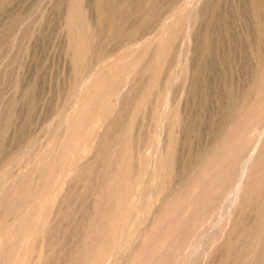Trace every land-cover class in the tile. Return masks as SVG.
I'll return each mask as SVG.
<instances>
[{
	"label": "rangeland",
	"instance_id": "obj_1",
	"mask_svg": "<svg viewBox=\"0 0 264 264\" xmlns=\"http://www.w3.org/2000/svg\"><path fill=\"white\" fill-rule=\"evenodd\" d=\"M261 1L0 0V264H264Z\"/></svg>",
	"mask_w": 264,
	"mask_h": 264
},
{
	"label": "bare ground",
	"instance_id": "obj_2",
	"mask_svg": "<svg viewBox=\"0 0 264 264\" xmlns=\"http://www.w3.org/2000/svg\"><path fill=\"white\" fill-rule=\"evenodd\" d=\"M257 1H258V0H257ZM75 2L77 3V1H75ZM261 2H263V0H262ZM258 4H259V3H258ZM79 5H80V4H79ZM255 6H256V5H255ZM76 7H77V6H76ZM67 11H68V10H67ZM78 14H79V13H78ZM79 15H80V14H79ZM108 15H109V10L106 12V17H107ZM74 16H75V15H74ZM75 17H76V16H75ZM108 19H109V18H108ZM122 19H123V18H122ZM69 22H70V21H69ZM74 22H75V21H74ZM169 22H170V21H169ZM105 23H106V22H105ZM260 23H261V22H260ZM102 24H104V22H102ZM214 24H215V23H214ZM262 24H263V23H262ZM91 25H92V24H91ZM263 25H264V24H263ZM108 27H109V29H111V30L114 31V29H117V30H118V29H121L122 25H121V23L119 22V23H117V24L115 23V25H114V24H111V25H109ZM111 27H112V28L115 27V28L112 29ZM261 27H262V26H261ZM91 28H92V27H91ZM262 29H263V28H262ZM70 30H71V29H70ZM227 30H228V29H227ZM73 32H74V31H73ZM85 32L88 33V30L85 31ZM116 32H117V31H116ZM261 32H262V31H261ZM71 33H72V32H71ZM87 33H86V34H87ZM71 35H73V34H71ZM87 35H89V34H87ZM210 41H211V40H210ZM212 45H213V43H212ZM79 49H80V48H79ZM209 49H210V46L208 45V47H207L206 50H209ZM73 50H74V49H73ZM213 50H214V49H213ZM154 51H155V50H154ZM82 52H83V51H82ZM167 54H168V53H167ZM167 54H166V55H167ZM156 55H157V54H156ZM228 56H229V55H228ZM231 56H232V55H231ZM76 59H77V58H76ZM150 60H151V59H150ZM155 60H156V59H155ZM146 61H147V60H146ZM148 61H149V59H148ZM153 61H154V60H153ZM150 62H151V61H150ZM145 63H147V62H145ZM151 63H152V62H151ZM144 65H145V64H144ZM153 68H154V67H153ZM198 69H199V68H198ZM163 70H164V69H163ZM119 72H120V71H119ZM157 73H158V72H157ZM157 73H156V74H157ZM163 73H164V72H163ZM196 73H197V72H196ZM161 76H163V75H161ZM108 77H109V76H108ZM119 78H120V77H119ZM123 78H124V77H123ZM123 78H122V79H123ZM127 78H128V77H127ZM157 80H158V79H157ZM122 81H123V80H122ZM160 82H161V81H160ZM160 82H159V83H160ZM104 83H105V82H104ZM104 83H103V84H104ZM124 83H125V82H123V85H124ZM110 85H111V84H110ZM227 85H228V84H227ZM155 86H156V85H155ZM159 86H160V85H159ZM101 87H102V86H101ZM108 87H109V86H108ZM115 87H116V86H115ZM208 87H210V86L208 85ZM227 87H229V85H228ZM154 88H155V87H154ZM100 89H101V88H100ZM104 89H106V88H104ZM114 89H115V88H114ZM156 89H157V88H156ZM228 89H229V88H228ZM154 90H155V89H154ZM154 90H153V91H154ZM226 90H227V88H226ZM103 91H104V90H103ZM114 92H115V91H114ZM114 92H112V93H114ZM206 92H207V89H206ZM193 94H195V93H193ZM197 94H198V93H197ZM227 94H228V93H226V96H227ZM236 94H237V93H236ZM101 96H102V95H101ZM31 97H32V96H31ZM31 97H30V98H31ZM140 97H141V96H140ZM192 97H193V96H192ZM234 97H235L234 94L230 91V93H229V101H230V102H228V103H229L228 105H229L230 108H231V106H232V104H233ZM32 98H34V97H32ZM153 98H154V97H153ZM153 98H152V99H153ZM195 98H196V97H195ZM235 99H236V98H235ZM31 100H32V99H31ZM132 100H133V99H132ZM111 101H112V99H111ZM152 101H153V100H152ZM33 102H34V101H33ZM168 102H169V101H168ZM236 102H237V101H236ZM165 103H166V102H165ZM224 103H226V102H224ZM168 104H169V103H168ZM129 105H130V104H129ZM132 105H133V104H132ZM140 105H141V104H140ZM143 105H144V104H143ZM226 105H227V104H224V109H225V106H226ZM228 105H227V106H228ZM82 107H83V106H82ZM203 107H204V103H203ZM201 108H202V107H201ZM129 109H130V108H129ZM224 109H223V110H224ZM79 110H80V109H79ZM82 110H83V109H82ZM104 110H105V109H104ZM170 110H171V109H170ZM225 110H227V109H225ZM228 111H229V109H228ZM80 112H81V111H80ZM163 112H166V111H163ZM220 112H221V111H220ZM224 112H225V111H224ZM166 113H167V112H166ZM226 113H227V112H226ZM228 113H229V112H228ZM176 114H177V113H176ZM165 115H166V114H165ZM165 115H164V116H165ZM167 115L169 116V114H167ZM171 115H172V114H171ZM173 115H175V114H173ZM177 115H178V114H177ZM225 115H226V114H225ZM166 117H167V116H166ZM172 117H173V116H172ZM178 117H179V116H178ZM181 117H182V116H181ZM185 117H186V116H185ZM167 118H168V117H167ZM77 119H78V118H77ZM126 119H127V118H126ZM175 119H176V117H175ZM177 119H179V118H177ZM181 119H182V118H181ZM187 119L189 120V118H187ZM79 120H80V119H79ZM121 121H122V120H121ZM161 121H162V120H161ZM165 121H166V120H165ZM72 122H73V121H72ZM72 122H71V123H72ZM126 122H127V121H126ZM129 122H130V121H129ZM182 122L184 123L183 120H182ZM182 122H181V123H182ZM121 123H122V122H121ZM189 123H191V122H189ZM69 124H70V123H69ZM96 124H97V123H96ZM163 124H164V123H163ZM185 124H187V123H185ZM193 124H194V123H193ZM6 125H7V124H6ZM6 125H5V126H6ZM80 125H81V124H80ZM133 125H134V124H133ZM194 125H195V124H194ZM75 126H76V125H75ZM134 126H135V125H134ZM189 126H190V125H189ZM198 126H199V125H198ZM125 127H126V126H125ZM185 127H186V126H185ZM191 127H193V125H191ZM194 127L196 128V126H194ZM126 128H127V127H126ZM198 128H199V127H198ZM67 129H68V127H67ZM70 130H71V129H70ZM73 130H75V129H73ZM77 130H78V129H77ZM194 130H196V129H194ZM238 130H239V129H238ZM66 131H67V130H66ZM197 131H198V130H197ZM119 132H121V131H119ZM198 132H199V131H198ZM4 134H5V133H4ZM117 134H118V132H117ZM119 134H120V133H119ZM69 135H70V134H69ZM75 135H76V134H75ZM123 135H124V134H123ZM127 135H128V134H127ZM1 136H2V134H1ZM70 136H71V135H70ZM85 136H86V135H85ZM141 136H142V135H141ZM141 136H140V138H141ZM261 136H262V134H261ZM117 137H118V136H117ZM120 137H122V136H120ZM0 138H1V137H0ZM2 138H4V137H2ZM128 138H129V137H128ZM66 139H69V140H70V138H66ZM81 139H82V138H81ZM86 139H87V137H86ZM2 140H4V139H2ZM84 140H85V138H84ZM123 140H124V138H123ZM127 140H128V139H127ZM127 140H126V141H127ZM131 140H132V139H131ZM136 140H137V139H136ZM259 140H260V137H259V138L257 139V141L255 142L256 147H258V141H259ZM63 141H65V139H64ZM115 141H116V140H115ZM118 141H119V140H118ZM118 141H116V142H118ZM128 141H129V140H128ZM67 142H70V141H67ZM67 142H66V143H67ZM123 142H124V141H123ZM62 143H63V142H62ZM66 143H65V144H66ZM69 144H70V143H69ZM122 144H123V143H122ZM126 144H127V143H126ZM133 144H134V141H133V143H132V146H134ZM135 144H136V143H135ZM109 145H110V144H109ZM59 146H60V145H59ZM63 146H64V145H62V147H63ZM126 146H127V145H126ZM4 147H5V146H4ZM48 147H49V146H48ZM121 147H123V146H121ZM116 148H117V147H116ZM123 148H124V147H123ZM55 149H56V148H55ZM63 149H64V148H63ZM109 149H110V147H109ZM121 149H122V148H121ZM134 149H135V148H134ZM0 150H2V149H0ZM67 150H68V149H67ZM72 150H73V149H72ZM44 151H45V150H44ZM114 151H115V150H114ZM123 151H124V150H123ZM62 152H63V150H62ZM62 152H61V153H62ZM116 152H117V150H116ZM116 152H114V153H116ZM119 152H120V151H119ZM124 152H125V151H124ZM124 152H122V153L125 154ZM2 153H3V152H2ZM42 153H43V152H42ZM64 153H65V152H64ZM53 154H54V153H53ZM254 154H255V151H254V150H253V151L251 150V151L247 154L248 156H247V157L245 158V160L243 161V166H241V168H242V170H241V174H240V176H239V178H238L236 184L234 185V189H231V190H234L233 192L236 193L237 190L241 187L240 185H241V183H242V179H243V177H244V175H245V173H246L248 163L251 161V159H252V157H253ZM3 155H5V154H3ZM60 155H61V154H60ZM121 155H122V154H121ZM161 155H162V154H161ZM46 156H47V155H46ZM46 156L44 157V159L46 158ZM61 157H62V155H61ZM125 157H126V156H125ZM47 158H48V157H47ZM47 158H46V159H47ZM114 159H115V158H114ZM127 159H128V157H127ZM164 159H165V157H164ZM54 161H55V160H54ZM115 161H116V159H115ZM45 162H46V161H45ZM121 162H122V161H121ZM123 162H124V161H123ZM125 162H126V161H125ZM56 163H59V161H58V162L56 161ZM117 163H118V162H117ZM129 163H130V161H129ZM107 164H108V163H107ZM126 164H127V163H126ZM124 165H125V164H124ZM116 166H117V165H116ZM133 166H134V165H133ZM108 168H110V167H108ZM108 168H107V169H108ZM111 168H112V167H111ZM125 168H126V167H125ZM129 168H130V167H129ZM118 169H119V168H118ZM118 169H117V172H118ZM115 170H116V168H115ZM132 170H133V167H132ZM174 170H176V169H174ZM108 171H109V170H108ZM133 171H134V170H133ZM135 171H137V170H135ZM160 171H161V170H160ZM115 172H116V171H115ZM123 172H124V174H126L127 170H123ZM112 173H113V172H111V174H112ZM134 173H135V172H134ZM21 174H22V173H21ZM114 174H117V173H114ZM156 174H157V173H156ZM117 175H118V174H117ZM117 175H116V176H117ZM130 175H131V174H130ZM160 175H161V173H160ZM169 175H170V174H169ZM18 176H19V175H18ZM23 176H24V175H23ZM112 176H113V174H112ZM161 176H162V175H161ZM21 177H22V176H21ZM30 177H31V176H30ZM109 177H110V176H109ZM113 177H114V176H113ZM132 177H133V176H132ZM132 177H131V178H132ZM162 178H163V176H162ZM14 179H15V178H14ZM18 179H19V178H18ZM47 179H48V178H47ZM115 179H116V177H115ZM118 179L120 180V177H118ZM121 179H122V177H121ZM15 180H16V179H15ZM19 180H20V179H19ZM119 180H118V181H119ZM122 180H123V179H122ZM122 180H121V181H122ZM131 180H132V179H131ZM131 180H130V181H131ZM13 181H14V180H13ZM41 181H42V180H41ZM116 181H117V180H116ZM118 181H117L116 183H118ZM22 182H23V181H22ZM27 182H28V181H27ZM46 182H47V180H46ZM48 182H49V181H48ZM56 182H57V181H56ZM5 183H6V182H5ZM7 183H8V182H7ZM7 183H6V184H7ZM19 183H20V182H19ZM28 183H31V182H28ZM90 183H91V182H90ZM3 184H4V183H3ZM24 184H25V183H24ZM86 184H87V183H86ZM106 184H108V183H106ZM242 184H243V183H242ZM22 185H23V184H22ZM28 185H29V184H28ZM35 185H36V184H35ZM87 185H90V184L88 183ZM3 186H5V185H3ZM20 186H21V185H20ZM20 186H19V187H20ZM45 186H47V185H45ZM48 186H49V185H48ZM104 186H105V185H104ZM106 186H107V185H106ZM108 186H109V185H108ZM127 186H128V185H127ZM242 186H243V185H242ZM10 187H11V186H10ZM10 187H9V189H10ZM23 187H26V185H24ZM23 187H22V188H23ZM40 187H41V186H40ZM40 187H39V188H40ZM52 187H53V186H52ZM123 187H124V186H123ZM29 188H30V187H29ZM39 188H38V189H39ZM114 188H115V187H114ZM120 188H121V187H120ZM120 188H118V189L120 190ZM242 188H243V187H242ZM242 188H241V189H242ZM4 189H6V187H4ZM4 189H3V190H4ZM7 189H8V188H7ZM9 189H8V190H9ZM11 189H12V188H11ZM13 189H14V188H13ZM27 189H28V188H26V190H27ZM86 189H87V188H86ZM118 189H117L116 191L119 192ZM125 189L127 190V188H125ZM125 189H124V190H125ZM130 189H131V188H130ZM241 189H240V190H241ZM0 190H1V189H0ZM28 190H29V189H28ZM28 190H27V191H28ZM47 190H48V189H47ZM121 190H122V189H121ZM1 191H2V190H1ZM1 191H0V192H1ZM6 191H7V190H6ZM33 191H34V190H33ZM37 191H38V190H37ZM113 191H114V190H113ZM113 191H112L111 193H113ZM122 191H123V190H122ZM2 192H3V191H2ZM94 192H95V191H94ZM129 192H130V191H129ZM32 193H33V192H32ZM100 193H101V192H100ZM106 193H107V192H106ZM127 193H128V192H127ZM2 194H3V193H2ZM30 194H31V193H30ZM96 194H97V193H96ZM108 194H110V191H109ZM114 194H115V192H114ZM121 194H122V192H121ZM111 195H112V194H111ZM115 195H116V194H115ZM235 195H236V194H235ZM107 196H108V195H107ZM112 196H114V195H112ZM118 196H119V195H118ZM120 196H121V195H120ZM122 196H123V195H122ZM122 196H121V197H122ZM126 196H128V195H126ZM232 196L234 197L233 194H232ZM236 196H237V195H236ZM46 197H47V196H46ZM96 198H97V197H96ZM109 198H110V200H112V199H111V198H112L111 196H110ZM114 198H115V197H113V199H114ZM166 198H168V197H166ZM9 199H11V198L9 197ZM104 199H105V198H104ZM115 199H116V198H115ZM115 199H114V201H115ZM235 199H236V197H235ZM235 199H234V201H235ZM14 200H15V199H14ZM16 200H17V199H16ZM107 200H109V199L107 198ZM94 201H95V200H94ZM94 201H93V202H94ZM99 201H100V197H99ZM102 201H103V200H102ZM117 201H118V200H117ZM119 201H122V200H119ZM231 201H232V197H231ZM97 202H98V201H97ZM122 202H124V201H122ZM13 203H14V201H13ZM108 203H109V202H108ZM108 203H107V204H108ZM14 204H15V203H14ZM99 204H100V203H99ZM107 204H106V205H107ZM110 204H111V203H110ZM180 204H181V202H180ZM101 205H102V204H101ZM101 205H100V206H101ZM115 205H116V204H115ZM124 205H125V204H124ZM98 206H99V205H98ZM98 206H97V207H98ZM180 206H181V205H180ZM115 207H116V206H115ZM117 207H118V206H117ZM121 207H122V206H121ZM262 208H263V207H262ZM105 209H106V207H105ZM113 209H114V208H113ZM83 211H85V209H84ZM110 211H111V210H110ZM69 212H70V211H69ZM77 212H78V211H77ZM86 212H87V211H86ZM89 212H90V211H89ZM125 212H126V211H125ZM72 213H73V212H72ZM81 213H82V212H81ZM90 213H91V212H90ZM100 213H101V212H100ZM107 213H108V212H107ZM111 213H112V211H111ZM115 213H116V212H114V214H115ZM77 214H78V213H77ZM97 214H98V213H97ZM125 214H126V213H125ZM74 215H75V213H74ZM74 215H73V216H74ZM80 215H82V214H80ZM87 215H88V214H87ZM70 216H72V215H70ZM88 216H89V215H88ZM92 216H93V215H92ZM105 216H106V215H105ZM111 216H112V215H111ZM120 216L123 217L124 214H122V215H120ZM76 217H77V216H76ZM112 217H113V216H112ZM121 217H120L119 219H121ZM66 218H67V217H66ZM74 218H75V217H74ZM80 218H81V217H80ZM80 218H79V219H80ZM90 218H92V217H90ZM93 218H94V217H93ZM95 218H96V217H95ZM106 218H107V217H106ZM22 219H23V217H22ZM22 219H21V220H22ZM25 219H27V218H25ZM113 219H115V218H113ZM10 220H11V219H10ZM70 220H71V219H70ZM74 220H75V219H74ZM74 220H73V221H74ZM76 220H77V219H76ZM81 220H82V219H81ZM93 220H94V219H93ZM95 220H96V219H95ZM95 220H94V223H92L93 221H92V219H91V221H92L91 223H92V224H95V229H97L96 227H98V225H96L97 223H95ZM105 220H106V221H105V223H106V222H107V219H105ZM115 220H116V219H115ZM18 221H20V220H18ZM23 221H24V220H23ZM79 221H80V220H79ZM83 221H85V220H83ZM97 221H98V220H96V222H97ZM24 222H25V221H24ZM24 222H23L22 225H21V230H22V231H25V230H26V227H27L26 223H24ZM74 222H75V221H74ZM98 222H99V221H98ZM100 222H101V221H100ZM102 222H103V221H102ZM112 222H113V221H112ZM29 223H30V222H29ZM77 223H78V222H77ZM91 223H90V224H91ZM18 224H19V222L17 223V227H18ZM75 224H76V223H75ZM79 224H80V223H79ZM85 224H86V223H85ZM87 224H88V223H87ZM92 224H91V225H92ZM98 224H99V223H98ZM109 224H110V223H109ZM12 225H13V224H12ZM77 225H78V224H77ZM83 225H84V224H83ZM83 225H82V227H83ZM15 227H16V225H15ZM15 227H14V228H15ZM28 227H29V225H28ZM92 227H93V225H92ZM10 228H11V225H10ZM79 228H80V227H79ZM87 228H88V225H87ZM98 228H99V227H98ZM77 229H78V228H77ZM95 229H94V230H95ZM101 229H102V228H101ZM110 229H111V228H110ZM12 230H13V228H12ZM12 230L10 229V231H12ZM81 230H82V229H81ZM97 230H98V229H97ZM99 230H100V228H99ZM173 230H174V229H173ZM10 231H8V232H10ZM22 231H21V233L18 232V235H17V236H16V235H14V236H16V238H17L19 235L21 236L22 233H23ZM100 231H101V230H100ZM37 232H38V229H37ZM77 232H80V231H77ZM93 232H94V231H93ZM93 232H92V234H93ZM95 232H97V233H96V235L94 234V235H95L94 237H96V236L98 237V236H99V235H97V234H99L98 231L95 230ZM10 233H11V232H10ZM10 233H9V234H10ZM14 233H15V232H14ZM72 233H73V232H72ZM72 233H71V236H73L74 234H76L75 232H74V234H72ZM83 233H84V232H83ZM101 233H103V232H101ZM104 233H105V232H104ZM111 233H112V232H111ZM15 234H16V233H15ZM29 234H30V233H29ZM29 234H28V235H29ZM69 234H70V233H69ZM81 234H82V233H81ZM81 234H80V235H81ZM78 235H79V234H78ZM86 235H87V234H86ZM88 235H89V234H88ZM88 235H87V236H88ZM102 235H104V234H102ZM14 236H13V238H14ZM100 236H101V235H100ZM4 237H5V236H4ZM83 237H84V236H83ZM97 237H96V238H97ZM0 238H1V237H0ZM24 238H25V237H24ZM78 238H79V237H78ZM98 238H99V237H98ZM17 239H18V238H17ZM19 239H20V238H19ZM19 239H18V240H19ZM92 239H93V238H91V240H92ZM103 239H104V240H103ZM103 239H102L103 241H102V243L99 245V247H97L98 245L96 246V247H97V250H96V252H94V254L96 253V254H95L96 256H95L94 264H97V262H99V261L101 262V260H103V258H104L105 255L107 254L108 250H110V249H109V247H110V246H109V245H110V240H109V239H110V234H106L105 237H104ZM113 239H115V238H113ZM113 239H112V240H113ZM21 240H22V239H21ZM81 240H82V238H81ZM86 240H87V237H86ZM91 240H90V241H91ZM95 240L98 242V239H94L93 241H95ZM99 240H101V238H99ZM16 241H17V240H16ZM46 241H47V240H46ZM88 241H89V240H88ZM96 241H95V242H96ZM113 241H115V240H113ZM5 242H6V241H5ZM5 242H4V243H5ZM17 242H18V241H17ZM17 242H16V243H17ZM33 242H34V241H33ZM50 242H51V241H50ZM50 242H49V243H50ZM75 242H77V241H75ZM85 242H86V241H85ZM97 242H96V243H97ZM99 242H100V241H99ZM22 243H23V241H22ZM73 243H74V242H73ZM92 243H93V242H92ZM92 243H91V244H92ZM96 243H94V245H95ZM10 244H11V243H10ZM10 244H9V245H10ZM32 244H33V243H32ZM78 244H79V243H78ZM85 244H86V243H85ZM97 244H98V243H97ZM111 244H112V243H111ZM47 245H49V244H47ZM75 245H76V244H75ZM79 245H80V244H79ZM87 245H88V243H87ZM94 245H91V246H93L92 249H94ZM44 246H45V244H44ZM53 246H56V245H53ZM71 246H72V245H71ZM73 246H74V245H73ZM3 247H5V246H3ZM8 247H9V246H8ZM33 247H34V246H33ZM81 247H82V246H81ZM85 247H86V246H85ZM89 247H90V246H89ZM9 248H10V247H9ZM48 248H50V247L48 246ZM48 248H47V249H48ZM51 248H52V247H51ZM53 248H54V247H53ZM77 248H78V246H77ZM3 249H4V248H3ZM32 249H33V248H32ZM36 249H37V248H36ZM47 249H46V251H47ZM88 249H89V248H88ZM92 249H91V250H92ZM44 250H45V249H44ZM52 250H53V249H52ZM74 250H75V249H74ZM81 250H82V249H81ZM91 250H90V252H91ZM94 250H95V249H94ZM53 251H54V250H53ZM53 251H52V252H53ZM2 252H3V251H2ZM49 252H50V251H49ZM49 252H48V253H49ZM78 252H79V251H78ZM87 252H88V251H87ZM90 252H89V253H90ZM92 252H93V250H92ZM92 252H91V253H92ZM262 252H263V251H262ZM44 253H45V252H44ZM50 253H51V252H50ZM81 253H82V252H81ZM83 253H84V252H83ZM89 253H88V254H89ZM27 254H28V253H27ZM46 254H47V253H46ZM51 254H52V253H51ZM53 255H54V253H53ZM74 255H75V254H74ZM261 255H262V254H261ZM44 256H45V255H44ZM51 256H52V255H51ZM71 256H72V254H71ZM84 256H85V255H84ZM111 256H112V255H111ZM131 256H132V255H131ZM45 257H46V256H45ZM79 257H80V255H79ZM81 257H82V255H81ZM261 257H263V256H261ZM46 258H47V257H46ZM73 258H74V256H73ZM85 258H86V257H85ZM108 258H109V257H108ZM262 259H263V258H262ZM71 260L74 261V259H71ZM78 260H79V259H78ZM83 260H84V258H83ZM1 262H2V261H1ZM3 262H4V261H3ZM80 262H81V261H80ZM80 262H79V263H80ZM85 262H86V259H85L84 263H83V262H82V263L85 264ZM90 262H91V260H90ZM8 263H9V262H8ZM77 263H78V262H77ZM79 263H78V264H79ZM86 263H87V262H86ZM16 264H17V263H16ZM67 264H68V263H67ZM70 264H71V263H70ZM74 264H75V262H74ZM80 264H81V263H80ZM92 264H93V263H92ZM260 264H261V262H260Z\"/></svg>",
	"mask_w": 264,
	"mask_h": 264
}]
</instances>
